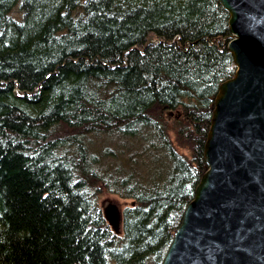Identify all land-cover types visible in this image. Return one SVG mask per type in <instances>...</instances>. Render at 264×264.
I'll return each instance as SVG.
<instances>
[{
	"label": "trees",
	"instance_id": "16d2710c",
	"mask_svg": "<svg viewBox=\"0 0 264 264\" xmlns=\"http://www.w3.org/2000/svg\"><path fill=\"white\" fill-rule=\"evenodd\" d=\"M228 21L217 0H0V264H162L236 70ZM102 191L131 200L119 233Z\"/></svg>",
	"mask_w": 264,
	"mask_h": 264
},
{
	"label": "water",
	"instance_id": "95a60500",
	"mask_svg": "<svg viewBox=\"0 0 264 264\" xmlns=\"http://www.w3.org/2000/svg\"><path fill=\"white\" fill-rule=\"evenodd\" d=\"M217 1L229 14L236 70L218 86L207 169L162 264H264V0ZM102 211L119 233V207L106 201Z\"/></svg>",
	"mask_w": 264,
	"mask_h": 264
},
{
	"label": "rangeland",
	"instance_id": "374dc122",
	"mask_svg": "<svg viewBox=\"0 0 264 264\" xmlns=\"http://www.w3.org/2000/svg\"><path fill=\"white\" fill-rule=\"evenodd\" d=\"M176 148L178 149L179 152H183V153L189 155V151L186 148L184 149V148H181L179 146ZM106 201H110V202L115 203L121 211L125 206H127L131 203L130 199H124V198L118 197L115 194H111V193L102 191L99 195V202L101 203V205H103V203Z\"/></svg>",
	"mask_w": 264,
	"mask_h": 264
}]
</instances>
